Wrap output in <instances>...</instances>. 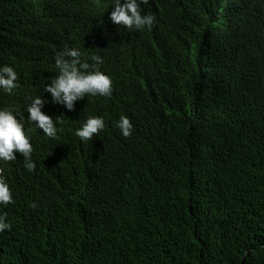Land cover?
Returning <instances> with one entry per match:
<instances>
[{
  "label": "trees",
  "instance_id": "trees-1",
  "mask_svg": "<svg viewBox=\"0 0 264 264\" xmlns=\"http://www.w3.org/2000/svg\"><path fill=\"white\" fill-rule=\"evenodd\" d=\"M110 1L0 0V65L18 73L14 93H0V107L21 112L42 81L57 75L55 57L65 47L79 48L89 61L114 52L119 30L106 19ZM239 1L264 11V0ZM207 5L208 45L189 62L205 88L194 93L205 99V175L184 176L187 148L198 137L184 123L183 103L161 95L152 103L158 125L147 151L143 136L122 139L110 126L98 139L104 209L96 218L87 209L95 203L82 208L74 185L69 200H56L59 227L44 226L48 235L40 236L37 205L0 208L10 224L0 236V264H264V88L236 82L235 59L212 16L216 0ZM228 36L239 45L256 32L242 14ZM91 111L109 118L104 108ZM35 175L39 186H55L63 176L51 166Z\"/></svg>",
  "mask_w": 264,
  "mask_h": 264
},
{
  "label": "clouds",
  "instance_id": "clouds-1",
  "mask_svg": "<svg viewBox=\"0 0 264 264\" xmlns=\"http://www.w3.org/2000/svg\"><path fill=\"white\" fill-rule=\"evenodd\" d=\"M216 4L215 28L235 59L236 82L247 90L264 88V11L248 1L216 0ZM210 10L207 0H111L106 19L119 30L114 52L104 59L93 55L89 61L79 48L65 47L55 57L57 75L42 81L41 92L29 97L21 112L0 107V208L19 211L23 203L37 205L42 236L47 234L44 226L59 227L56 200H69L74 185L82 208L95 203L87 209L92 220L96 218L104 209L94 156L98 139L110 126L122 139L143 136L140 147L147 151L146 138L158 125L152 103L161 95L183 103L184 123L198 137L187 148L184 176L203 177L207 171L202 163L201 120L207 116L204 97L194 93L202 94L205 88L189 62L208 45L203 28ZM242 14L246 29L256 36L253 42L237 45L228 34ZM20 74L25 77L23 70ZM17 87V71L0 65V93L11 95ZM97 107L104 108L109 118L91 111ZM50 166L62 172L61 180L55 186H39L35 174ZM7 221L0 211V236L10 228Z\"/></svg>",
  "mask_w": 264,
  "mask_h": 264
},
{
  "label": "bare ground",
  "instance_id": "bare-ground-1",
  "mask_svg": "<svg viewBox=\"0 0 264 264\" xmlns=\"http://www.w3.org/2000/svg\"><path fill=\"white\" fill-rule=\"evenodd\" d=\"M24 72H25V70H23ZM27 74H28V72H27Z\"/></svg>",
  "mask_w": 264,
  "mask_h": 264
}]
</instances>
